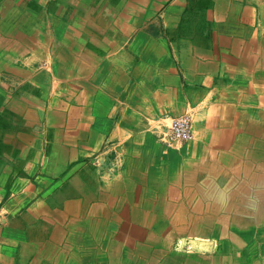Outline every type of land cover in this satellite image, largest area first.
<instances>
[{"label": "crops", "instance_id": "crops-1", "mask_svg": "<svg viewBox=\"0 0 264 264\" xmlns=\"http://www.w3.org/2000/svg\"><path fill=\"white\" fill-rule=\"evenodd\" d=\"M263 149L264 0H0V264H172Z\"/></svg>", "mask_w": 264, "mask_h": 264}, {"label": "rangeland", "instance_id": "rangeland-1", "mask_svg": "<svg viewBox=\"0 0 264 264\" xmlns=\"http://www.w3.org/2000/svg\"><path fill=\"white\" fill-rule=\"evenodd\" d=\"M156 123L150 125L151 130L156 128ZM193 138L195 141V133ZM194 141H188L184 143V146L187 147V145L192 144ZM182 146L183 143L176 147L173 146L171 149H180ZM254 156L252 161L259 160V164L264 162L260 158L261 154H254ZM256 167L255 162L253 171L257 176L260 174L263 177L261 179L264 180L263 170L260 172ZM254 191H245V193L238 195V201L233 202L236 203L235 206H237L238 212H244L243 215L235 214L232 216V218L237 220V224H233L232 220L229 219L230 222L226 226L227 231H223L225 232L224 234L223 232H216V227L220 224L219 214V216L207 214L208 212L202 214L209 219V225H206L208 230L205 228L206 231L203 233H207L208 231L210 233L202 236L191 235L193 237L189 238L180 237L170 243L165 255L172 259V264H264V196H258ZM220 202L222 204L225 203V201ZM198 203H191L193 212L199 211L200 205L203 204L200 201ZM206 203L207 205L213 204L214 206L217 204V202L211 201ZM192 241H195V243Z\"/></svg>", "mask_w": 264, "mask_h": 264}, {"label": "built area", "instance_id": "built-area-1", "mask_svg": "<svg viewBox=\"0 0 264 264\" xmlns=\"http://www.w3.org/2000/svg\"><path fill=\"white\" fill-rule=\"evenodd\" d=\"M158 139L166 146H174L192 139L191 119L187 114L170 118L166 130Z\"/></svg>", "mask_w": 264, "mask_h": 264}]
</instances>
